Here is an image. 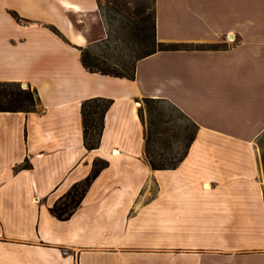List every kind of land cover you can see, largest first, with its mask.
Wrapping results in <instances>:
<instances>
[{
	"label": "crops",
	"instance_id": "0c3cea01",
	"mask_svg": "<svg viewBox=\"0 0 264 264\" xmlns=\"http://www.w3.org/2000/svg\"><path fill=\"white\" fill-rule=\"evenodd\" d=\"M155 4L159 40L227 46L158 50L137 62L134 78L104 74L82 60L83 47L107 36L99 0H0V80L28 82L41 98L36 111H0V238L10 239L0 249L23 247L22 264L264 256V0ZM95 96L114 103L89 150L81 106ZM145 97L171 100L200 125L177 168L153 169L146 157ZM97 157L109 166L72 217L57 218L50 207ZM177 232L189 241L171 240Z\"/></svg>",
	"mask_w": 264,
	"mask_h": 264
},
{
	"label": "trees",
	"instance_id": "16d2710c",
	"mask_svg": "<svg viewBox=\"0 0 264 264\" xmlns=\"http://www.w3.org/2000/svg\"><path fill=\"white\" fill-rule=\"evenodd\" d=\"M155 5V0H99L107 36L82 48L84 65L91 71L134 78L137 62L158 50L227 46L224 42L208 44L159 40ZM53 29L59 32L56 27ZM23 85L21 81L0 80V111L30 112L41 107L37 89ZM113 103V98L104 96L87 98L82 102L84 142L89 150L100 146L106 115ZM140 116L145 126V154L152 168H177L189 154L200 125L177 104L162 97H145ZM109 164V160L97 157L91 173L74 183L50 207L52 214L62 220L71 218L93 181Z\"/></svg>",
	"mask_w": 264,
	"mask_h": 264
},
{
	"label": "rangeland",
	"instance_id": "374dc122",
	"mask_svg": "<svg viewBox=\"0 0 264 264\" xmlns=\"http://www.w3.org/2000/svg\"><path fill=\"white\" fill-rule=\"evenodd\" d=\"M24 86V85H23ZM140 102L143 104L144 103V99L140 100ZM258 146H259V152H260V157H261V162L263 165V169H264V133L262 136H260L258 138ZM165 173H162V175ZM160 232V233H159ZM155 232V238L159 239V238H164L163 235H165L164 232ZM184 235H189V234H185L183 232H177L172 234V238H170L171 240L175 241L176 243H181L182 241H189L188 238H186ZM263 235V234H262ZM169 238H166L167 240H170ZM0 240H10V239H6V238H0ZM15 246V247H14ZM12 246L9 250H6L5 248H1L0 251H4L5 254H3V257H10L9 262L10 263H6L4 261H0V264H22L20 261V258L24 257V251H23V247H21L20 245H14ZM62 252L64 254H69L71 253L69 249L66 250H62ZM2 255V254H1ZM257 262L256 264H264V261L262 259H264V256H256L254 258ZM263 261V262H262ZM223 264H243L241 261H236L235 263H232L230 260L228 262H223ZM247 264V263H245Z\"/></svg>",
	"mask_w": 264,
	"mask_h": 264
},
{
	"label": "bare ground",
	"instance_id": "6f19581e",
	"mask_svg": "<svg viewBox=\"0 0 264 264\" xmlns=\"http://www.w3.org/2000/svg\"><path fill=\"white\" fill-rule=\"evenodd\" d=\"M234 36V35H233ZM232 36V37H233ZM28 85L26 84L25 85V87H27ZM118 151H116V153H117ZM211 186V183L209 182V181H207L206 183H205V187H207V188H209Z\"/></svg>",
	"mask_w": 264,
	"mask_h": 264
},
{
	"label": "water",
	"instance_id": "95a60500",
	"mask_svg": "<svg viewBox=\"0 0 264 264\" xmlns=\"http://www.w3.org/2000/svg\"><path fill=\"white\" fill-rule=\"evenodd\" d=\"M24 86L27 84L29 86V83L28 82H23Z\"/></svg>",
	"mask_w": 264,
	"mask_h": 264
}]
</instances>
